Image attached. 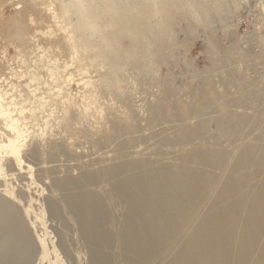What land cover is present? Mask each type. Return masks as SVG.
I'll return each instance as SVG.
<instances>
[{
  "label": "bare ground",
  "instance_id": "1",
  "mask_svg": "<svg viewBox=\"0 0 264 264\" xmlns=\"http://www.w3.org/2000/svg\"><path fill=\"white\" fill-rule=\"evenodd\" d=\"M234 1L240 0H49L41 18L33 14L29 21H54L52 40L62 31L81 66L104 67L106 82L121 60L141 56L150 66L152 52L169 50L175 39L164 34L176 14L207 19ZM205 111L162 110L180 122L137 138L149 152H102L77 176L53 180L42 203L69 264H264V134L235 142L245 118L226 111L212 119L210 131L211 120L200 117ZM0 116H8L1 103ZM11 148L17 151L15 143ZM15 202L26 211L7 206L14 236L34 232L37 251L43 250L42 231L25 221L39 203L25 194L12 196ZM2 237L0 244L9 236ZM20 255L4 253L0 264H20ZM29 264L51 263L39 257Z\"/></svg>",
  "mask_w": 264,
  "mask_h": 264
},
{
  "label": "rangeland",
  "instance_id": "2",
  "mask_svg": "<svg viewBox=\"0 0 264 264\" xmlns=\"http://www.w3.org/2000/svg\"><path fill=\"white\" fill-rule=\"evenodd\" d=\"M48 2L0 0V103L8 114L0 116V240L2 233L9 236L0 244V261L4 253H16L20 264L39 257L69 264L53 231L57 224L42 203L50 184L96 165L102 152L112 157L149 152L147 141L137 138L180 122L167 120L162 110H206L200 117L211 120L210 131L216 129L214 117L232 111L246 120L235 142L264 134V0L229 2L207 19L176 14L164 34L172 32L175 39L169 50L152 52L150 66L141 56L133 63L121 60L106 82L104 67L81 66L62 31L52 40L54 21H29L33 14L40 19ZM152 111L157 116L150 118ZM19 194L39 203L25 221L42 231L43 250L37 251L34 232L14 236L7 206L24 210L11 203Z\"/></svg>",
  "mask_w": 264,
  "mask_h": 264
}]
</instances>
